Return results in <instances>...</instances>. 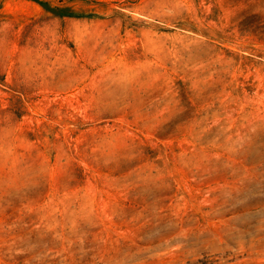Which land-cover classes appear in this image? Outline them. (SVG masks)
Instances as JSON below:
<instances>
[{"label": "rangeland", "instance_id": "rangeland-1", "mask_svg": "<svg viewBox=\"0 0 264 264\" xmlns=\"http://www.w3.org/2000/svg\"><path fill=\"white\" fill-rule=\"evenodd\" d=\"M0 264H264V0H0Z\"/></svg>", "mask_w": 264, "mask_h": 264}]
</instances>
